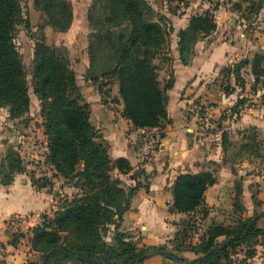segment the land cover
<instances>
[{
	"label": "trees",
	"instance_id": "1",
	"mask_svg": "<svg viewBox=\"0 0 264 264\" xmlns=\"http://www.w3.org/2000/svg\"><path fill=\"white\" fill-rule=\"evenodd\" d=\"M33 7L46 17L47 24L56 32L70 28L73 8L69 0H33ZM155 14L147 0H92L87 12L90 28L87 75L91 78L85 77L102 98H110L111 86L117 85L116 98L122 103V116L133 130L161 129L167 120L168 91L174 84L172 72L167 79L159 78L160 66L154 62L159 55L169 60L162 53L168 47L169 29L161 22L164 18L157 19ZM22 25L30 28L21 0H0V108L7 109L10 119H19L30 110L27 72L14 41ZM216 28L209 12L190 17L187 26L177 33V53L182 65L190 64L195 44ZM34 41L30 76L33 93L41 102L40 117L47 146L45 162L65 182H73L75 191L58 199L52 216L42 214L40 223L29 228L26 234L12 235V244L20 237L25 238L37 254L36 259L24 264H142L146 260L144 256L153 251L166 253L168 259L179 264H246L256 257L257 246L264 245L260 242L264 231L258 227L264 211L253 209V215L238 219L234 225H211L197 241L186 242L188 230H197V222L204 220L212 209L206 205L204 193L217 180L220 165L214 162L197 173H179L171 184L172 203L168 211L185 216L176 223L173 239L151 247L120 231L122 215L143 185L136 182L135 186H126L114 175V170L136 181L140 178L145 181L148 176L144 170L132 172L123 157L110 158L108 145L90 122L89 105L77 84L65 47L50 46L43 39ZM101 60L104 66L99 69ZM247 67L253 78L251 90L257 92L256 86L263 85L264 99V50L223 71L226 76H233L234 85L243 90L246 81L242 72ZM227 83L222 90L229 94L234 87ZM246 100L236 101L230 108L231 116L239 113ZM213 126L203 130L222 129ZM251 130L255 132L254 128ZM228 136L223 130L224 160L228 159L232 147ZM250 137L239 145L240 154H256L262 159L257 153L260 149L253 152L259 146L254 142L255 136ZM21 173L23 167L18 151L7 149L0 166V185L11 184L15 175ZM251 200L254 208L262 204L255 195ZM233 208L235 213L244 211L241 180L234 182ZM111 225L113 236L107 241ZM220 237L224 239L219 241ZM237 247H244L245 252L240 259L232 260L229 249ZM186 252L195 258L184 257Z\"/></svg>",
	"mask_w": 264,
	"mask_h": 264
},
{
	"label": "crops",
	"instance_id": "2",
	"mask_svg": "<svg viewBox=\"0 0 264 264\" xmlns=\"http://www.w3.org/2000/svg\"><path fill=\"white\" fill-rule=\"evenodd\" d=\"M69 1L73 6L74 18L76 19L75 5H77L78 9H81L80 19L84 20L88 5L92 0ZM71 27H73V23ZM70 31L57 32V34L68 39ZM216 33L217 30L205 37L206 41H198L195 44L194 55L189 65H182L177 55L171 67L174 84L168 91L167 120L161 127L164 137L152 161L141 169L137 167V149L140 137L136 130L132 129L129 121L122 116L123 106L120 100H117V95L112 96L113 98H102L90 80L82 76L83 71L89 67V62L77 64V68L74 69L77 84L89 105L90 122L101 139L108 145L110 158L123 157L128 160L133 169L132 172L144 170L148 176L145 181L142 178L136 181L131 176L120 175L114 170V175L118 176L126 186H135L136 182L143 185L130 200L129 208L122 215L119 230L129 234L133 240L139 239L146 246L158 247L173 239L177 229L176 223L185 217L168 211L169 205L172 203L169 188L179 173H197L206 169L209 162L220 165L216 182L204 193L206 205L217 208L220 207L219 204H223L226 196L234 195V180L238 174L243 178L242 205L248 216L254 209L251 204L250 183L260 184V188H264V174L251 175L249 163L242 161L240 165L233 164L229 159L224 160L226 155L221 147L223 130L228 131L237 126L241 128L256 127L259 131L258 128L262 126V132H264V117L261 121V114L249 107V101H246L240 108L238 114L231 116L230 113V108L238 99L261 98L263 91L253 92L246 88L247 83L243 90L235 86L234 83L231 84L234 91L229 94L221 89L219 70L223 66H231L240 60H236L237 54H233L231 51L227 55L225 53L226 46L215 44L212 35ZM64 45L68 46V42ZM240 47L241 45L236 43L234 50L240 51ZM242 47L248 51L254 48V53L258 52L253 43L248 42L246 46L242 45ZM174 49L178 54L177 41H175ZM246 72L251 86L253 78L248 74L249 67L246 68ZM208 98L216 103V107L210 109L212 112L210 114H214V118L218 119L213 127L221 126V130L207 132L201 127L197 104L199 103V106L204 104L202 100ZM262 163L264 165V162ZM232 168L235 170L234 172ZM55 179H57V184H63L64 179L61 176H56ZM17 180L20 184H24L23 179L14 178L11 184L0 185V264H24L27 260L37 258V254L30 249L27 239L20 237L16 244L11 243L12 234L17 232L7 223L11 215L26 216L28 220L32 221V227H34L40 223L42 214H48L51 209L56 208L59 198L71 195L69 191H66L65 188L61 189L60 186L53 188L50 192L43 191L42 188L38 190L32 187H22L21 189L17 187ZM259 194L262 195L264 192ZM27 231L18 233L26 234ZM112 236L113 226L111 225L107 233V241H111ZM260 247L263 248L264 245L257 246V249ZM183 256L190 260L195 258L189 252L184 253ZM142 264L179 263L163 255H153L144 260Z\"/></svg>",
	"mask_w": 264,
	"mask_h": 264
},
{
	"label": "rangeland",
	"instance_id": "3",
	"mask_svg": "<svg viewBox=\"0 0 264 264\" xmlns=\"http://www.w3.org/2000/svg\"><path fill=\"white\" fill-rule=\"evenodd\" d=\"M154 10L155 17H163V26L168 30L169 34L167 37L168 47L163 49L162 53L169 57V60L165 61L163 55H159L155 59V63L160 66L159 78L161 80L167 79L172 72V65L177 58L175 47V41H177V33L180 29L187 26L188 21L193 15H202L205 12H209L214 22L217 26V33L212 35V39L215 44H222L226 46L225 53L237 54L236 60L250 59L254 53V48L248 51L243 46L246 44L253 43L255 49L258 51L264 50V0H147ZM24 17L29 22L30 28H25L24 25L19 26L15 34V44L21 53L22 61L27 72V80L29 86L30 95V110L29 113L24 115L19 119H10L8 116V111L5 108H0V166L3 163L4 155L7 149L13 148L18 151L23 167V173L16 174L14 178L23 179L24 184H20L17 180V187L21 188H35L43 191L50 192V189L58 188L69 191L73 193L75 189L72 186L73 182H65L63 184H57V176L54 170L49 164L45 162V143L46 138L44 136L42 120L40 117L41 102L33 93L32 82H31V60L34 47V40H44L46 44L50 46L65 47L67 55L70 61V67L74 70L77 68V64H82L84 62H89L88 55V44H89V34L90 28L89 23L86 18L84 20L80 19L81 9L76 7V19L73 16L70 28L66 31H70L69 38H62L58 36L57 32L47 24V19L40 12L36 11L33 7V0H21ZM90 5H88L89 8ZM73 8V6H72ZM88 12V11H87ZM99 15H104L100 13ZM231 19V21H230ZM72 28V29H71ZM171 29V31H170ZM205 37H201L199 42H204ZM248 41V42H247ZM68 42V46L64 43ZM247 42V43H246ZM241 45L240 51L234 50L235 44ZM201 45V44H199ZM173 47V48H172ZM228 55V54H227ZM102 60L99 61L98 67L102 69L104 65ZM227 66L221 67L220 71V81L222 85L221 89L225 88L226 83L233 84V76H226L223 69ZM86 68L82 76L87 75ZM75 71V70H74ZM243 77L246 79V88L251 89L250 79L246 76V71L242 72ZM88 76V75H87ZM224 76V78H223ZM88 78H91L88 76ZM86 78L87 80H89ZM228 84V83H227ZM261 84H258L257 91L261 90ZM118 87L116 84L111 86L110 98L114 95H118ZM251 92V91H250ZM249 107L257 110L261 114L260 120L264 117V99L261 97L248 98ZM204 104H197V113L202 115L203 113H212L211 108L216 107L214 100L209 98L202 100ZM233 107V106H232ZM248 107V108H249ZM208 110V111H207ZM259 114V115H260ZM213 118V123L217 122L218 119L214 118V114H210ZM228 116V115H227ZM226 116V117H227ZM236 119V118H235ZM234 120V119H233ZM221 121V119H219ZM264 121V120H263ZM231 128L227 131L229 135V140L232 143L231 149L228 151L227 158L233 164L249 163V169L251 175L255 176L257 174H264V132H262V126L259 131L256 127H237ZM255 129V132L251 130ZM255 136L254 142L257 146L253 152L259 153L262 159L256 157V154L251 155H241L240 146L245 140L251 138L250 136ZM103 140V139H102ZM104 141V140H103ZM105 142V141H104ZM106 143V142H105ZM238 165V166H240ZM237 166V167H238ZM238 169V168H237ZM2 174H0V178ZM238 174L234 180H241ZM45 185V186H43ZM43 186V187H42ZM260 184L250 183V194L255 195L257 201L258 199H263L261 205L256 206L254 211L263 212L264 211V194L259 193L264 192V188H260ZM70 195V194H68ZM257 195V196H256ZM234 195L229 194L226 196L223 204H219L220 207H211V211L208 216L202 220L198 221L196 226L197 230L189 229L186 238V242L197 241L199 235L211 225H234L237 223L238 219H245L248 214L245 211L241 213H235L233 208ZM252 204V203H251ZM223 205V206H221ZM250 215H253V212ZM13 216V215H11ZM10 216V217H11ZM9 217V218H10ZM8 218V219H9ZM258 227L264 231V218L260 219L258 222ZM19 231L13 233L12 235H17ZM224 237H220L219 241H222ZM260 242H264V236L260 239ZM161 246V245H160ZM264 247L257 249V255L255 258L250 259L246 264H264ZM245 252L244 247H237L236 250L229 249L232 260H237L242 257ZM235 253L237 255H235Z\"/></svg>",
	"mask_w": 264,
	"mask_h": 264
},
{
	"label": "built area",
	"instance_id": "4",
	"mask_svg": "<svg viewBox=\"0 0 264 264\" xmlns=\"http://www.w3.org/2000/svg\"><path fill=\"white\" fill-rule=\"evenodd\" d=\"M212 116L205 112L199 115V121L203 129L211 128L213 126ZM140 140L137 149V167L138 169L144 168L152 161L157 148L159 147L164 132L160 128H138L136 129ZM45 152L47 153V146L45 143ZM55 208L48 212L49 216H52ZM9 227L12 229L24 232L32 227V221L28 220L26 216L13 215L7 221Z\"/></svg>",
	"mask_w": 264,
	"mask_h": 264
},
{
	"label": "water",
	"instance_id": "5",
	"mask_svg": "<svg viewBox=\"0 0 264 264\" xmlns=\"http://www.w3.org/2000/svg\"><path fill=\"white\" fill-rule=\"evenodd\" d=\"M49 254V253H48ZM47 254V255H48ZM46 255V256H47ZM153 255H163V256H167L166 255V253H164V252H162V251H153V252H150V253H148V254H146L145 256H144V259H147V258H149V257H151V256H153Z\"/></svg>",
	"mask_w": 264,
	"mask_h": 264
}]
</instances>
